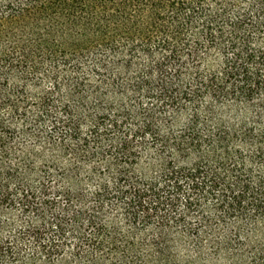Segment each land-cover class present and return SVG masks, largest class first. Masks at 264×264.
Here are the masks:
<instances>
[{
	"label": "trees",
	"instance_id": "trees-1",
	"mask_svg": "<svg viewBox=\"0 0 264 264\" xmlns=\"http://www.w3.org/2000/svg\"><path fill=\"white\" fill-rule=\"evenodd\" d=\"M5 263L264 264V0H0Z\"/></svg>",
	"mask_w": 264,
	"mask_h": 264
},
{
	"label": "rangeland",
	"instance_id": "rangeland-1",
	"mask_svg": "<svg viewBox=\"0 0 264 264\" xmlns=\"http://www.w3.org/2000/svg\"><path fill=\"white\" fill-rule=\"evenodd\" d=\"M127 125H128L127 119H124L123 122L119 123L116 128L110 129L106 133H103V135L106 137H111V136L121 137L127 133ZM97 161H98V159H96V162ZM92 188L93 187L88 185V184H85L84 186H82V189L84 191H90ZM15 217L20 218V214L15 213ZM5 264H7V263H5Z\"/></svg>",
	"mask_w": 264,
	"mask_h": 264
}]
</instances>
